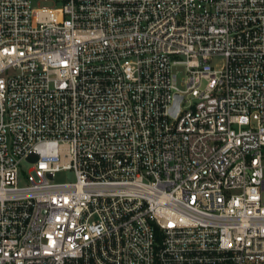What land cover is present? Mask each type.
<instances>
[{"label":"built area","instance_id":"obj_1","mask_svg":"<svg viewBox=\"0 0 264 264\" xmlns=\"http://www.w3.org/2000/svg\"><path fill=\"white\" fill-rule=\"evenodd\" d=\"M34 1L0 0V264H264V0Z\"/></svg>","mask_w":264,"mask_h":264},{"label":"rangeland","instance_id":"obj_2","mask_svg":"<svg viewBox=\"0 0 264 264\" xmlns=\"http://www.w3.org/2000/svg\"><path fill=\"white\" fill-rule=\"evenodd\" d=\"M33 4L35 7H52V6H54L53 2H51V1H37V0H35ZM221 59L222 58L219 57L216 59V61H219ZM173 72L176 73L178 76V85L182 89H185L186 88L185 79L187 77V72H186L185 66L176 65L173 67ZM184 105H186V104H184ZM31 168H32V164H30V162L28 160L25 159L22 161L20 184H22V185L27 184L26 176L29 175ZM74 180H76V175H75L74 171H71V170L60 171L55 175V181L56 182H68V181H74Z\"/></svg>","mask_w":264,"mask_h":264},{"label":"water","instance_id":"obj_3","mask_svg":"<svg viewBox=\"0 0 264 264\" xmlns=\"http://www.w3.org/2000/svg\"><path fill=\"white\" fill-rule=\"evenodd\" d=\"M183 99V96L180 94H177L176 96V101H175V105L173 106V108L171 109V112L173 115H176L178 110H179V106H180V102Z\"/></svg>","mask_w":264,"mask_h":264}]
</instances>
